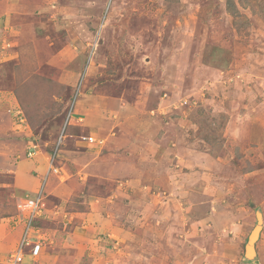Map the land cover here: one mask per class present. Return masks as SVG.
<instances>
[{
	"label": "rangeland",
	"instance_id": "374dc122",
	"mask_svg": "<svg viewBox=\"0 0 264 264\" xmlns=\"http://www.w3.org/2000/svg\"><path fill=\"white\" fill-rule=\"evenodd\" d=\"M35 1L0 20L11 58L0 74V264L24 234L25 199L38 195L14 188L18 163L41 150L50 159L63 129L55 165L66 188L45 197L41 184V208L59 214L33 223L55 234H29L46 239V254L77 240L67 211L97 214L100 202L116 220L82 218L78 232L92 233L80 262L243 263L258 211L264 234V0ZM85 107L129 123L137 139L117 153L134 154L130 177L84 166L94 157L83 150L98 148L84 137L109 131L82 119Z\"/></svg>",
	"mask_w": 264,
	"mask_h": 264
},
{
	"label": "crops",
	"instance_id": "0c3cea01",
	"mask_svg": "<svg viewBox=\"0 0 264 264\" xmlns=\"http://www.w3.org/2000/svg\"><path fill=\"white\" fill-rule=\"evenodd\" d=\"M33 4L37 5V2L35 0H0V20L4 18V16L8 17V19H13L16 18L15 16L17 14H13V12L17 13V11H25L27 10H31L34 11L35 9H32ZM36 11V10H35ZM12 26V25H10ZM25 30V29H24ZM30 30V29H29ZM27 31V30H26ZM11 36V33L9 34ZM23 38V35H22ZM21 38V39H22ZM10 39L12 40V42H10L9 45H7V47L9 46V48H7L6 50H8L10 52V50L14 51L15 53L14 56L16 55V46L15 44L17 43L16 36H11L8 37V40L10 41ZM13 44V45H12ZM12 51V52H13ZM12 52H10L9 55H12ZM1 55H3L2 52H0V74L3 73H7L9 72V70L6 72L4 71V66L3 64H5V62L9 61L11 58L8 57H2ZM5 72V73H4ZM8 106V102L6 103L3 99L0 98V108H5ZM86 108V109H85ZM83 110L85 112H87V116H85V118L82 117V119H88V121H90L93 126H98V130H102V133H104V130L109 127V131L108 133H105V135H101L99 132H97L96 134H98L97 140L99 142L94 143L95 147L97 146L98 148L93 149V151H86L83 150V153L86 155L88 154L89 156H93L94 160H89L87 162V165H84L85 167H91V171L93 172H97L99 171L100 173H106L108 174L107 176H113V177H120L121 175H123L122 177H124L126 175V177H130L133 172L135 171L134 169L137 167V160L136 158H134V154L132 153H127L126 151H123L122 153H117L118 149L123 146L124 144H129L132 143V140L137 139L135 136H132L133 130H128V126L130 127L129 123L127 124L126 122H114V121H108V122H104V120H108V119H104L103 117L106 116V114H101L102 111H97L96 113H94L92 111L93 108H88L85 107ZM84 112V113H85ZM97 117V120L95 119ZM92 118L95 119L94 122H92L91 120H93ZM103 118V119H102ZM118 121V120H117ZM90 123V125H91ZM132 123V122H130ZM116 128V131H114L112 133V129ZM93 137V136H92ZM100 140L102 141L100 143ZM109 140V141H108ZM106 141H108L107 145L105 146L104 143L106 144ZM136 141V140H135ZM90 143L88 142L87 145H89ZM260 145H264V143L260 142ZM80 145V144H79ZM91 145V144H90ZM93 145V144H92ZM104 145V146H102ZM124 147V146H123ZM77 148H79L77 146ZM137 155H140V153H137ZM34 155V154H33ZM32 155V156H33ZM49 155L44 151H37L36 155L34 156V158L26 159V160H22L19 161L17 169H16V182H15V186L14 188H16V190H20L22 195L25 193V195L23 196H28L29 194L27 192H31L33 194H38V192L40 191V187L41 184L43 182V179H45V176H47L48 174V169H49ZM28 167V170H26L25 168ZM30 168V169H29ZM60 170V169H59ZM60 172V171H59ZM49 173V175L46 178V184H45V188H46V195H44L45 197H48L50 194L55 195L56 197H58V194H55V190H58V188H61L64 190V188H66V184L65 181L63 179H66V175L60 173ZM97 172V173H99ZM256 172H260V171H255V172H250L247 174V177H250V175L255 174ZM95 174V173H93ZM120 175V176H119ZM121 178V177H120ZM20 183V186L19 184ZM56 187V188H55ZM54 192V193H53ZM23 196H21L20 198H23ZM258 195H256L253 200L255 201L256 197ZM25 199V198H24ZM258 200H260V197H257ZM27 202L30 199H25ZM43 201V195L41 197V205L44 208V201ZM258 202V201H257ZM259 203V202H258ZM264 203V200H263ZM98 209L100 212L97 211V214L94 213H84V212H80V213H73V212H66L67 217L65 216L64 218H68L70 224L73 223V226L71 228V231L68 232L66 231V233H68V235H70L72 238H76L77 240L74 239V243H72V245L67 246L65 249H58L57 252L55 250L53 251H48L49 254H46L44 251L45 246L44 244H46V239L42 240L41 239V250L39 252V255H37L36 257H32L30 255H26V257L24 258V260L20 263V264H95L94 261H92V258L86 257V261L85 262H80L79 258L81 257V255H84V244L88 243L86 242L87 240V236L90 237L91 236V225L89 226H84L86 227L87 230H84L83 233L78 232V229L83 227V223H82V218L85 215H88V217L93 218L94 216H99V219L102 223H106L107 225L110 226H114L113 222L116 220L115 215L111 213V208L108 207V213L107 215H102L101 213L105 212V208L101 207L100 202L98 203ZM46 206V204H45ZM66 206V205H65ZM42 208V213L43 211L46 213H49V215L53 214H59V209L60 206L57 205V208H46L43 209ZM42 216V215H41ZM39 216L37 219H40ZM71 216V217H70ZM50 217V216H49ZM45 219V218H44ZM42 220V219H41ZM68 223H65L66 226L65 228L68 227ZM19 228V225L16 226L13 230V232H16L17 229ZM39 228V232L41 234V237H45L48 235L50 240L53 239L52 235L55 234V230H50L47 229V227H38ZM119 231L121 230V228L118 229ZM41 231H43V233H41ZM49 231V232H48ZM2 232L0 231V236H2ZM264 238V234L259 233V238L258 241L255 244V255L256 257L253 260H247L245 258V254H246V247L243 249L244 250V255L242 256V262L241 264H264V246L263 245V240ZM48 239V238H47ZM2 241H0V245H2L1 243ZM6 244H4V246H0L1 248H4L7 243L4 241ZM54 242V241H53ZM69 242V241H68ZM90 243V242H89ZM48 246V244H46ZM52 245V244H51ZM46 246V248H47ZM243 246V245H242ZM232 251V250H231ZM59 253H65V257L70 259V261L68 262L66 261H62V259L60 258V254ZM234 252H231V254H233ZM229 255L231 258H235L233 255ZM228 256V257H229ZM61 257H63V255H61ZM237 262V261H236ZM235 262V264H237ZM212 264V263H210ZM216 264H219V262H217ZM225 264H233V262H229V263H225Z\"/></svg>",
	"mask_w": 264,
	"mask_h": 264
},
{
	"label": "built area",
	"instance_id": "2783aa9c",
	"mask_svg": "<svg viewBox=\"0 0 264 264\" xmlns=\"http://www.w3.org/2000/svg\"><path fill=\"white\" fill-rule=\"evenodd\" d=\"M63 132L65 130L63 129L62 133L59 135V138L56 142L54 155L51 157L49 162V169H48V175L49 173H58L59 168L55 165L56 157H57V151L60 148L61 142L63 140ZM85 140H87L90 144L99 142L97 138L94 137H84ZM102 141L100 140V143ZM33 149H35L36 145H33ZM34 152H29V155L32 156ZM47 175V176H48ZM45 176V180L47 178ZM42 190L43 187H41V190L38 192L37 197L34 198V200H28L30 202L28 212L26 213V221H25V231L23 236L21 237V240L19 241L16 248L10 253V261L9 264H20L26 255H30L32 257H36L39 255V252L41 250L42 244L41 237L38 236V238H31L30 233L31 231L39 232V229L33 224L38 216L42 215V208H41V196H42Z\"/></svg>",
	"mask_w": 264,
	"mask_h": 264
},
{
	"label": "water",
	"instance_id": "95a60500",
	"mask_svg": "<svg viewBox=\"0 0 264 264\" xmlns=\"http://www.w3.org/2000/svg\"><path fill=\"white\" fill-rule=\"evenodd\" d=\"M257 216H258V225L256 226V228L254 229V231L252 232L249 241L246 245V254H245V258L247 260H253L256 255V251H255V244L258 241L259 238V233L261 230V224H262V218H261V214L259 213V211L257 212Z\"/></svg>",
	"mask_w": 264,
	"mask_h": 264
},
{
	"label": "trees",
	"instance_id": "16d2710c",
	"mask_svg": "<svg viewBox=\"0 0 264 264\" xmlns=\"http://www.w3.org/2000/svg\"><path fill=\"white\" fill-rule=\"evenodd\" d=\"M38 217H39V216H38ZM38 217H37V218H38Z\"/></svg>",
	"mask_w": 264,
	"mask_h": 264
}]
</instances>
